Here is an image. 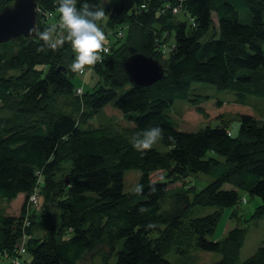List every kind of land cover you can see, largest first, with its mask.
Wrapping results in <instances>:
<instances>
[{
    "label": "trees",
    "instance_id": "obj_1",
    "mask_svg": "<svg viewBox=\"0 0 264 264\" xmlns=\"http://www.w3.org/2000/svg\"><path fill=\"white\" fill-rule=\"evenodd\" d=\"M13 1L0 0V10ZM90 2L105 7L98 24L114 37L87 73L97 76L91 90L77 93L74 72L62 62L66 42L52 48L36 36H18L0 44V204L23 197L18 214L0 206V259L176 264L164 255L198 248L220 254L211 264H264V240L240 257L245 224L264 214V111L237 114L233 130L220 114L214 127L196 131L179 129L167 113L177 99L202 112L200 100L191 98L192 82L229 90L242 105L248 96L264 97V0ZM37 5L36 28L60 24L57 0ZM211 27V38L203 41ZM61 30L53 42L63 39ZM135 53L157 60L165 78L132 86L123 63ZM109 103L125 126L103 111ZM149 126L163 129L158 142L164 150L154 144L141 152L129 143ZM128 169L140 171L139 194L136 187L124 192ZM158 171L162 177L152 180ZM198 174L213 180L199 189L187 184ZM177 182L182 183L171 187ZM246 194L261 204L246 219L233 209L232 226L220 240H210L222 209L247 203ZM51 205L59 209V225L44 220L43 234L35 236L37 213L46 217ZM149 223L157 227L146 230ZM20 238L22 253L15 246ZM25 253L29 260L22 259Z\"/></svg>",
    "mask_w": 264,
    "mask_h": 264
},
{
    "label": "rangeland",
    "instance_id": "obj_2",
    "mask_svg": "<svg viewBox=\"0 0 264 264\" xmlns=\"http://www.w3.org/2000/svg\"><path fill=\"white\" fill-rule=\"evenodd\" d=\"M240 14V20L242 21L243 14L242 12ZM213 20L216 22L215 16H213ZM212 33L213 28L211 27L202 40L206 41L211 38ZM60 35L64 38V30H61ZM113 42L114 37L111 35H106L105 43L112 44ZM66 43L67 48L65 49L62 62L66 68L70 69L74 61V52L71 48V44L69 42ZM96 80L97 76L94 75V73L84 75L79 74V72H74L71 78L74 87H81L83 90H91ZM190 94L192 99L200 100L199 107L202 109L201 113L196 110L194 104L191 101L186 99L175 100L167 111L174 125L184 131H196L207 125L214 127L221 121V118L217 117L220 114L225 115V120L228 121L230 129L233 130L235 125H237L235 118L237 114L252 111L254 115L259 116V110H261L262 112L264 111V97L248 96V104L242 105L240 103H237L233 92L229 90L218 89L215 85L211 84L192 82ZM218 102H220V104ZM103 109L102 110L110 116L109 119L115 117V119L118 120L123 126L126 125V123L121 119V116L118 113L119 111L116 110V108H114L111 103H109ZM102 112H100L93 119L94 123L98 122L99 118L102 116ZM263 114L264 112L262 113V115ZM222 119L224 118L222 117ZM154 147L159 148L160 150L165 149L164 146L159 142H157ZM139 176V169H128L124 172V192H131L135 189ZM161 177L162 172L160 171L151 174L152 180H158ZM212 180V176L198 174L197 176L190 177L187 180V184L195 183L196 187L199 189L204 187L207 183ZM181 183L182 182H177L174 185H171V187L180 186ZM244 196H246L247 203H238V205L236 206L222 209L220 219L213 233L208 237L210 240H220L226 234L228 228H230L229 224H231L230 226H232L230 213L233 209L237 208L239 210V215L241 219H243V217L244 219H246L249 218L255 208L261 204V199L259 197H250L247 194ZM22 202L23 197L20 196L10 202L8 205L6 203H2V205L0 204V206L8 207L7 212L10 214H18ZM39 210L40 207L37 211ZM40 211L36 215L35 225L33 227V233L35 236H40L43 234V223L45 222L44 220L56 226L59 225V209L56 206L51 205L49 207L46 217L40 215ZM257 218L258 219H251L245 224V226L247 227V235L243 247L240 251L241 259H245L250 256L260 245L261 241L264 240V214L261 217ZM219 255L220 254L216 252H208L200 250L198 248H193L186 255H179L174 251H169L164 255V257L171 262H175L176 264H211L218 260ZM29 258V253H25L22 256V259L24 260H29ZM5 262V259H0V264H5ZM113 262L114 258L112 259L111 264ZM99 263L100 260H96V264ZM82 264H90V262L88 260H84Z\"/></svg>",
    "mask_w": 264,
    "mask_h": 264
},
{
    "label": "clouds",
    "instance_id": "obj_3",
    "mask_svg": "<svg viewBox=\"0 0 264 264\" xmlns=\"http://www.w3.org/2000/svg\"><path fill=\"white\" fill-rule=\"evenodd\" d=\"M56 12L60 21L59 25H50L43 30L31 27L28 32L36 36L43 44L55 48L63 46L65 42L71 44L74 52V61L71 65L73 72H83L86 67L94 66L101 60V53L107 52L105 47L106 35L98 22L105 18V7L91 3L90 0H82L77 6V0H57ZM61 27L65 36L53 42L57 28ZM164 138V131L158 126H149L131 137L129 143L137 151L151 149L154 144ZM171 140L172 137H169ZM135 191L139 194L142 185ZM141 213L149 211L146 208L139 209ZM147 229L157 227L155 223H149Z\"/></svg>",
    "mask_w": 264,
    "mask_h": 264
},
{
    "label": "water",
    "instance_id": "obj_4",
    "mask_svg": "<svg viewBox=\"0 0 264 264\" xmlns=\"http://www.w3.org/2000/svg\"><path fill=\"white\" fill-rule=\"evenodd\" d=\"M37 0H14L0 10V44L18 36L33 37L28 30L35 26L38 15ZM60 69V68H59ZM129 82L136 88L147 87L164 79L166 70L150 56L135 53L123 63Z\"/></svg>",
    "mask_w": 264,
    "mask_h": 264
},
{
    "label": "built area",
    "instance_id": "obj_5",
    "mask_svg": "<svg viewBox=\"0 0 264 264\" xmlns=\"http://www.w3.org/2000/svg\"><path fill=\"white\" fill-rule=\"evenodd\" d=\"M172 10H173L174 13H176V12L178 11L177 8H172ZM105 47L108 49V46H105ZM104 53H108V51H107V52H104ZM101 54H102V53H101ZM91 67H92V66H90V67H86V68L84 69V71H83V72H79V74H84V75L87 74L88 71L91 70ZM80 92H81V90L77 89V93H80ZM31 200L33 201V204L36 205V203H37V197H36L35 195H33V196L31 197ZM242 200H244V198H242ZM22 241H23V238L18 239V242H17L16 245H15L16 248H17V250H18V253H22V252H24V246H23ZM9 264H22V262L19 261L18 258H14V259H12V260L10 261Z\"/></svg>",
    "mask_w": 264,
    "mask_h": 264
},
{
    "label": "bare ground",
    "instance_id": "obj_6",
    "mask_svg": "<svg viewBox=\"0 0 264 264\" xmlns=\"http://www.w3.org/2000/svg\"><path fill=\"white\" fill-rule=\"evenodd\" d=\"M77 89H79V90L83 91V89H82L81 87H77Z\"/></svg>",
    "mask_w": 264,
    "mask_h": 264
},
{
    "label": "crops",
    "instance_id": "obj_7",
    "mask_svg": "<svg viewBox=\"0 0 264 264\" xmlns=\"http://www.w3.org/2000/svg\"><path fill=\"white\" fill-rule=\"evenodd\" d=\"M20 196H21V195H20ZM20 196H19V197H20ZM223 212H224V211H223ZM230 225H231V224H229V227H231ZM228 229H229V228H228ZM214 240H217V239H214Z\"/></svg>",
    "mask_w": 264,
    "mask_h": 264
}]
</instances>
